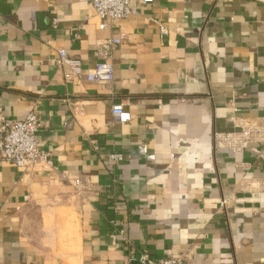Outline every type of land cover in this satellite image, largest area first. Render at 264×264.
Wrapping results in <instances>:
<instances>
[{
	"label": "crops",
	"instance_id": "0c3cea01",
	"mask_svg": "<svg viewBox=\"0 0 264 264\" xmlns=\"http://www.w3.org/2000/svg\"><path fill=\"white\" fill-rule=\"evenodd\" d=\"M130 7L100 29L91 0H0V115L35 113L51 161L0 160V264H264V147L218 140L264 123V0ZM104 60L112 82L87 81Z\"/></svg>",
	"mask_w": 264,
	"mask_h": 264
},
{
	"label": "built area",
	"instance_id": "2783aa9c",
	"mask_svg": "<svg viewBox=\"0 0 264 264\" xmlns=\"http://www.w3.org/2000/svg\"><path fill=\"white\" fill-rule=\"evenodd\" d=\"M155 0H141L142 4H152ZM131 0H91L95 15L100 19V29H106L109 24L127 19L132 14ZM164 34V29H160ZM119 38L105 41L104 46L108 51H113L121 44ZM56 62L59 69H68L66 80L80 77L82 74L81 62L69 57L63 49L56 51ZM86 80L96 84L106 85L113 80V68L108 60L98 62L92 69L85 73ZM111 114L117 124L124 125L130 121V114L123 105L113 104ZM41 125L35 113L27 114L23 119L12 120L0 115V160L27 172L37 165L50 166L49 154L42 151L38 140ZM219 142L231 151H242L252 148L264 147V123L252 120L238 119L232 124L230 132L219 135ZM115 160L119 158L114 157ZM138 264H186L182 258H168L154 261L149 253L145 252L137 258Z\"/></svg>",
	"mask_w": 264,
	"mask_h": 264
}]
</instances>
